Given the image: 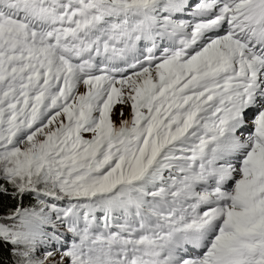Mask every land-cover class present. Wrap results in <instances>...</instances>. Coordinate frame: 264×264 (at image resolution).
<instances>
[{"label": "snow or ice", "instance_id": "obj_1", "mask_svg": "<svg viewBox=\"0 0 264 264\" xmlns=\"http://www.w3.org/2000/svg\"><path fill=\"white\" fill-rule=\"evenodd\" d=\"M0 264H264V0H0Z\"/></svg>", "mask_w": 264, "mask_h": 264}]
</instances>
